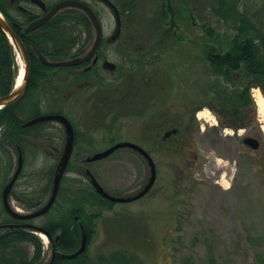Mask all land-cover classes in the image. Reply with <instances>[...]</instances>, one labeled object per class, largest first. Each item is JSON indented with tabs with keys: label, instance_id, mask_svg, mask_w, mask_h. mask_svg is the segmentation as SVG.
I'll return each instance as SVG.
<instances>
[{
	"label": "rangeland",
	"instance_id": "rangeland-1",
	"mask_svg": "<svg viewBox=\"0 0 264 264\" xmlns=\"http://www.w3.org/2000/svg\"><path fill=\"white\" fill-rule=\"evenodd\" d=\"M180 1L173 0L176 5ZM182 1L191 9L194 19L188 13L183 14L176 32L184 39L171 40V52L165 60L168 69L163 66L159 78L162 86L170 81V96L164 99L166 94H160L159 107H170L173 117L182 120L188 129L187 147L174 153L158 146L153 138L156 127L145 125L136 115L119 116L117 121L98 127L91 143H79L87 157L118 141H132L151 153L157 167V180L147 195L128 203H115L102 218L95 220L83 264H264V118L258 119L259 111L264 115L258 95L264 99V92L258 86L250 89L255 111L248 127L238 130L228 127L229 132L224 131L208 105L207 89L212 77L203 45L209 37L199 25H211L224 38L236 30L213 11L218 0ZM99 7L105 10L110 34L115 22L113 14L104 4ZM242 9L264 29V0H243ZM160 13L159 0H138L133 21L140 26L136 29L131 24L129 38L150 39L156 24V29L161 28ZM16 55L19 69L21 63L25 67L18 51ZM49 106L65 109V104L59 102L42 107L30 103L24 107L25 116L29 118L37 110L47 112ZM88 109L85 104L70 105L66 112L78 126L88 130ZM201 112L208 114V121L199 118ZM55 127L61 128L58 122H52L48 129ZM247 137L259 139V148L245 144ZM35 155L32 151L27 153L26 172L38 168L41 161L47 166L52 163V159ZM82 159L75 156L71 160L73 168L62 180L65 188L76 178L90 181L78 170ZM16 166L14 154L9 178ZM88 168L107 191L117 196L138 193L151 174L147 160L130 148H121L105 159L91 162ZM16 189L32 188L24 178ZM11 201L19 211H27L13 196ZM1 206L2 198L0 209ZM50 219L51 215H43L33 222L43 226ZM36 236L42 242L43 253L35 264H48L53 251L50 240Z\"/></svg>",
	"mask_w": 264,
	"mask_h": 264
},
{
	"label": "trees",
	"instance_id": "trees-1",
	"mask_svg": "<svg viewBox=\"0 0 264 264\" xmlns=\"http://www.w3.org/2000/svg\"><path fill=\"white\" fill-rule=\"evenodd\" d=\"M134 1H130L129 9ZM242 3L243 0H218V5L213 10L223 17L224 21L230 25L229 28L236 30L233 35L224 38L211 25L202 24L209 37V41H206L203 47L212 77V81L208 82L210 84L207 89L210 100L208 105L218 116L221 127L235 130L248 127L254 120L255 109L250 89L258 86L264 92V29L253 22L251 16L242 9ZM170 7L179 12L172 11L170 16L169 14H159V21L164 24L159 34L153 38L159 37L181 42L184 38L179 33L173 34V30L180 26L183 14L188 13L191 19H194V16L191 9H188L182 0L177 6L170 4ZM0 10L12 26L14 22L26 24L34 18L21 11L14 15L11 0H0ZM69 13L73 19L77 20L74 12H68L65 16L66 21H72ZM78 21L90 25L86 16L79 18ZM168 21H170V25L166 27L165 22ZM59 24V18L54 17L43 27L21 34V38L28 43V47L29 43L34 44L39 51L50 55L44 48L47 43L63 37H74L73 30L61 31ZM62 35L64 36L61 37ZM30 50L32 52V74L26 94L18 101L0 109V170L2 172L0 198H2L4 186L12 178V176L9 178V175L13 166L14 154H16L18 166L19 149H21L24 166L11 195L22 208L28 211L40 208L49 199L53 176L65 142V135L61 128L55 127L49 131L48 127L52 122L24 126V123L30 118L43 114L37 110L33 116L27 118L24 110L25 105L32 103L42 107L49 102L58 103V97L61 98V95H58L55 90V72L51 67L40 62L32 48ZM16 56L13 44L0 27V97L10 93L15 87L19 73ZM51 86H54V89ZM49 107V111L44 113L61 112L58 110L59 108ZM107 127L109 126L107 125ZM181 128L183 134H187L188 129ZM76 140L79 144L81 141L91 143L93 139L89 133H78ZM110 140L114 141L113 138ZM187 141L189 140L186 139L182 142L159 141L158 146L162 145L164 149H168V152L179 153L186 149ZM31 151L36 154L37 158L52 159V163L47 166L41 161L38 168L26 172L27 153ZM88 164L85 159H82V167L78 169L81 176L87 178H89ZM71 168H73L72 161H70L67 171ZM24 178H27V186L32 189L19 191L16 186L19 180ZM62 183L55 204L45 214L51 215V219L43 226L54 237L56 249L69 253L77 250L80 245V223H82L87 231L88 246L87 250L77 258L68 259L57 254L52 264H83L94 234L95 220L102 218L106 210L114 207L115 202L99 195L91 182L86 181L85 178L74 179L66 188ZM0 218V225L24 222L13 218L6 211L4 205L0 209ZM57 236L58 239H56ZM42 249L41 240L29 229L7 228L0 231V264H35L42 257ZM114 255L117 256V254ZM116 259L118 258L116 257Z\"/></svg>",
	"mask_w": 264,
	"mask_h": 264
},
{
	"label": "flooded vegetation",
	"instance_id": "flooded-vegetation-1",
	"mask_svg": "<svg viewBox=\"0 0 264 264\" xmlns=\"http://www.w3.org/2000/svg\"><path fill=\"white\" fill-rule=\"evenodd\" d=\"M11 1L14 15L21 11L34 17L27 22L30 23L43 17L52 7L65 0H43L46 4V9L32 2V0ZM75 1L89 5L100 21L102 36L97 46V31L94 24L87 13L76 6L64 7L51 18H59L60 30H73L74 37L65 38L62 35L61 37L63 38L47 43L44 48L50 55L39 51L34 44L29 43L30 46L28 47V43L24 42L31 61V74L32 52L30 48L35 51L37 58L42 64L51 67L55 72V90H57L58 95H61V98L58 97V102L65 104V109L62 107L58 109L61 111L59 113L65 115L71 121L75 131L73 153L75 152L76 154L73 156L85 157V153H83L76 140L78 133H89L91 137H94L93 135L98 131L96 130L98 127L109 124L108 122L117 121L119 116L136 115L145 125L156 127V129H153V138L157 145L159 141L176 142L186 140L188 136L184 135L181 130V127L186 128L182 120H176L173 117L170 107L167 109L159 107V95L166 94L163 98L168 99L171 90L170 81L167 86H162L159 81L161 68L167 66L166 69H168V64L165 63V60L166 57H169L166 55L171 52V40L153 38L159 34L164 23L161 28L158 27L157 29L156 24L150 39H132L129 38L131 24L136 29L140 26L139 23L136 24L133 21L138 0L134 1L130 9L128 5L131 0H110L116 9L104 0H93L94 3L92 0ZM159 1L160 14H169L170 16V12L175 11V9L172 10L170 7V4L177 6L173 0ZM100 4H104L113 14L115 22L110 34H108L109 29H107L105 24V10L99 7ZM68 12H74L77 20L73 19L71 13H69L72 21H66L65 16ZM175 12L179 11L176 10ZM84 16L88 18L90 25L78 21L79 18L81 19ZM17 24L21 23H13L15 30H17ZM165 25L168 27L170 21L165 22ZM199 27L203 29L202 24ZM177 29L174 28L173 34L177 33ZM23 33L25 32L22 30L18 32L20 37ZM39 53L51 62L85 59L87 57L88 59L71 65H48L39 58ZM51 87L54 89V86ZM80 104H85L89 108L87 110L89 119L86 120L87 124L84 122L88 130L78 126L66 112L67 106ZM60 126L66 140L65 128L61 124ZM77 148L81 153L76 151ZM30 222L34 223L33 220Z\"/></svg>",
	"mask_w": 264,
	"mask_h": 264
},
{
	"label": "water",
	"instance_id": "water-1",
	"mask_svg": "<svg viewBox=\"0 0 264 264\" xmlns=\"http://www.w3.org/2000/svg\"><path fill=\"white\" fill-rule=\"evenodd\" d=\"M104 1L107 2L111 7L115 8V5L110 0H104ZM32 2L41 6L43 9H46V4L43 0H32ZM67 6L80 7L87 13V15L91 19L97 31V42H96V46H97L102 36L101 24H100V21L97 15L93 11V9L89 5L83 2H79L75 0L62 1L56 4L54 7H52L51 10L43 17L37 20H34L24 26L17 24L16 25L17 30H15L12 27V25L10 24L6 16L0 10V27L6 33L10 42L13 44L15 49L19 52V54L23 57L25 61L23 82L21 83L20 86H15V88L10 93L0 97V109L21 99L26 94L28 86H29V82L31 79L30 57H29L27 48L25 46V43L18 35V32L23 30L24 32L29 33L31 31L38 29L39 27L45 25L60 9L67 7ZM39 58L48 65H58V64L59 65L60 64L71 65V64L81 63L85 61L86 59H88L87 57L85 59H75V60H68V61H63V62H51L47 60L46 57L43 56L41 53H39ZM47 121H56V122L61 123L64 126L65 133H66V142H65L64 150L57 163L56 170L53 176L52 191L46 203L36 210L19 211L12 205L11 192L24 166L23 152L21 149H19L18 166L12 178L7 182V184L3 188V192H2V201H3V205L6 211L13 218L18 219V220L27 221V220L40 217L46 214L52 208V206L55 204L58 198L62 179L66 174V171H67V168H68V165H69V162L71 160V156L74 150V141H75L74 127L71 121L63 114H60V113L41 114V115L35 116L29 119L28 121H26L24 123V126H32V125H35L41 122H47ZM244 142L245 144L251 146L253 149H257L260 146V141L255 137H247L245 138ZM121 148L133 149L134 151L142 155L147 160L150 166V170H151L150 177L147 183L138 193L134 195H130V196H117V195L111 194L109 191L106 190V188L103 185H101V183L98 181V179L95 177V175L91 172L90 169H87V174L90 176V182L92 186L94 187L95 191L99 195L115 203H128V202H132V201H135V200H138L144 197L148 192H150V190L153 188L157 180V167H156L155 161L153 157L151 156V154L144 147H142L141 145L137 143L131 142V141H119L109 146L105 150L95 152L92 155L86 157L85 162L91 163V162L105 159L108 156L112 155L115 151ZM7 228H25L35 233H42L45 236H47L52 244V249H53L52 257L50 261L48 262V264L53 263L54 258L57 254L63 258H68V259L77 258L78 256L82 255L86 251L87 246H88L87 231H86L85 226L82 223H80V229H81L80 245L77 248V250H75L74 252H70V253L57 252L53 236L50 234V232L45 227H42V226H39L33 223H29V222L7 223V224L0 225V231L5 230ZM56 239H58V236Z\"/></svg>",
	"mask_w": 264,
	"mask_h": 264
},
{
	"label": "bare ground",
	"instance_id": "bare-ground-1",
	"mask_svg": "<svg viewBox=\"0 0 264 264\" xmlns=\"http://www.w3.org/2000/svg\"><path fill=\"white\" fill-rule=\"evenodd\" d=\"M23 74H24V64L21 63L20 64V73H19V77L17 79V85L16 86H20L21 83L23 82ZM258 99H259V104L263 108V113H264V102H263L264 99H263V97H261V95H258ZM199 118L207 120V121L209 120L208 114L202 113V112L199 114ZM40 237L42 239H44L45 241L47 240V237L44 234H41Z\"/></svg>",
	"mask_w": 264,
	"mask_h": 264
}]
</instances>
